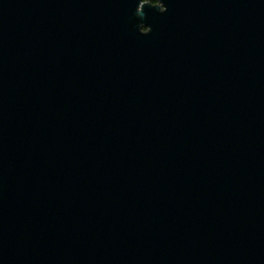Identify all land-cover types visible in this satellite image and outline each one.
Wrapping results in <instances>:
<instances>
[{"label":"water","instance_id":"obj_1","mask_svg":"<svg viewBox=\"0 0 264 264\" xmlns=\"http://www.w3.org/2000/svg\"><path fill=\"white\" fill-rule=\"evenodd\" d=\"M0 264H264V0H0Z\"/></svg>","mask_w":264,"mask_h":264},{"label":"trees","instance_id":"obj_2","mask_svg":"<svg viewBox=\"0 0 264 264\" xmlns=\"http://www.w3.org/2000/svg\"><path fill=\"white\" fill-rule=\"evenodd\" d=\"M145 2H148L152 5H156L158 3V0H145Z\"/></svg>","mask_w":264,"mask_h":264}]
</instances>
